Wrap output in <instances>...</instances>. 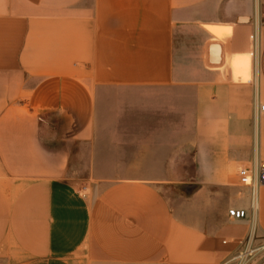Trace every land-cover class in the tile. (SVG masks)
<instances>
[{
	"label": "crops",
	"instance_id": "1",
	"mask_svg": "<svg viewBox=\"0 0 264 264\" xmlns=\"http://www.w3.org/2000/svg\"><path fill=\"white\" fill-rule=\"evenodd\" d=\"M260 104L264 0H0V264H264Z\"/></svg>",
	"mask_w": 264,
	"mask_h": 264
},
{
	"label": "built area",
	"instance_id": "2",
	"mask_svg": "<svg viewBox=\"0 0 264 264\" xmlns=\"http://www.w3.org/2000/svg\"><path fill=\"white\" fill-rule=\"evenodd\" d=\"M258 111L264 115V104L259 105ZM239 176L241 183L251 188V209L257 211L259 206L258 187L264 185V168L260 171L242 168L239 170ZM229 216L234 220H243L248 218V212L243 209H231ZM245 246V250L237 255V264H248L256 252V249L251 247L250 239L245 241ZM261 249L264 250V247Z\"/></svg>",
	"mask_w": 264,
	"mask_h": 264
},
{
	"label": "rangeland",
	"instance_id": "3",
	"mask_svg": "<svg viewBox=\"0 0 264 264\" xmlns=\"http://www.w3.org/2000/svg\"><path fill=\"white\" fill-rule=\"evenodd\" d=\"M249 264V263H248Z\"/></svg>",
	"mask_w": 264,
	"mask_h": 264
}]
</instances>
